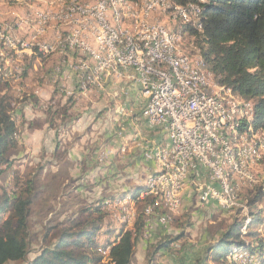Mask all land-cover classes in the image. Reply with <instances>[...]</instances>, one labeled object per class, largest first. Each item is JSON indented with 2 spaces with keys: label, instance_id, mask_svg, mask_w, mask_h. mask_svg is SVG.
<instances>
[{
  "label": "bare ground",
  "instance_id": "1",
  "mask_svg": "<svg viewBox=\"0 0 264 264\" xmlns=\"http://www.w3.org/2000/svg\"><path fill=\"white\" fill-rule=\"evenodd\" d=\"M65 1L70 2L71 0ZM197 1L200 5L204 3V0ZM149 2L152 5L145 4L137 12L138 6L134 7L128 1L108 0V6L112 7H106V13H99V20L108 21L109 15L112 39L114 41L106 40V35H109L108 23L96 21V10L87 9L88 6L70 2L69 6L65 8V12L60 15L58 13L63 10L53 14L49 13L50 15H42L45 20L38 22V29L32 35L33 41H41V37L45 31V24L49 21L64 27L71 26V28H75V23H78L79 25L86 26V28H80V35H87V31L92 34L93 40H91V48H82V56L89 57H80L79 54L68 55L62 49L64 46V38L50 42L49 45L42 47L41 51H39V45H24L21 42L13 43L1 39L5 47L14 51L16 55L17 51L21 55L24 51L29 52L35 49L43 60H47L55 51L61 52L63 57H71L73 60L72 65H78V68H72V71L77 78L81 92L91 90L103 91L105 84H99V81H94L95 78L105 80V73H101V70L97 67L96 59L106 60L107 57L109 65H106V72H110V76L113 74L114 69L132 70L134 73V82L139 86H144V83L158 85L160 84L159 76H165L169 89L171 91H179V79L174 70H170L166 65L149 64V71L132 66L122 67V58L120 55H113V50L126 48L125 37L128 38L129 43H137V40L139 42H146L151 39L153 29L145 28V26L153 25L149 23L151 13L155 10H159L158 12L165 11L166 13L168 10L166 6L169 8L170 3L168 4L165 0H153ZM190 5L189 11L197 18V23L194 28L200 31L201 8H199L198 4ZM90 6H100V0H95ZM133 10H136L134 14ZM173 10H175L177 15H184L187 12L182 7L177 6H174ZM74 12L84 13L74 15V19H70L68 16L74 14ZM128 16H132L131 21L127 20ZM128 23L131 24L132 28H126ZM154 27L159 29L161 43L169 48L171 57L188 60V64L190 65L189 74L193 75L195 79L190 81V88L194 90H189V97L200 98L201 94L208 102L217 101V116L225 117L223 126L224 139L215 141V148H219L220 151L218 156L219 168H212V175L219 176V180H211V187H222L223 202L227 205L223 211H235L242 216V227L239 229L240 245L236 244L231 247L225 257V264H244V261H248V264H264V214L259 222L261 228L255 233L258 249H250V241L247 243L245 240L249 232L251 216L247 198H244V195L247 192L254 193L257 191L260 199L259 204L262 205L261 209L264 211V141L262 140L264 133L259 129H253L251 126L253 117L252 105L249 102L240 100L230 89L220 86L199 55L190 54L188 51L182 52L177 43L178 37L174 36L168 28L157 23L154 24ZM11 32H13L12 28ZM67 47H74V40H67ZM190 48L192 50L194 49L192 42ZM81 71L83 84H80ZM155 99L163 101L164 108H172L174 104V97L171 93H166L165 91H155ZM143 116H147V109H144ZM201 121H207V125H200L199 135H202L203 138H210V136L220 137V130L216 127V119H208V114H201ZM151 128L163 129L167 133L165 124H151ZM167 139L170 145L169 151H173V142L170 138ZM207 154H213V147H200V162H207ZM150 159H153L155 162H160L162 165L161 171L154 177V183L169 175L167 162L162 157V149L154 147L150 153ZM192 169L186 168L182 170L181 179H187ZM241 170H243V173ZM148 187L139 193L135 201L133 197L116 198L109 203L102 204V210H120V222L123 225L131 224L130 210L132 209V204H136L138 201L156 198V191H148ZM198 189L199 191H203V182L198 185ZM155 201L159 206L164 207L167 212L175 214L180 212L175 206L167 205L166 201ZM207 202L213 203L218 208L216 200L205 199L204 203ZM148 211H151V214H153V207L149 208ZM170 217L166 218V220H164L165 218L163 219L164 225L170 222Z\"/></svg>",
  "mask_w": 264,
  "mask_h": 264
},
{
  "label": "rangeland",
  "instance_id": "2",
  "mask_svg": "<svg viewBox=\"0 0 264 264\" xmlns=\"http://www.w3.org/2000/svg\"><path fill=\"white\" fill-rule=\"evenodd\" d=\"M95 0H71L70 2L78 3L80 5L90 6L94 3ZM153 0H136L128 2L138 9L139 12L143 8L147 2ZM169 4L168 10L163 12L159 10H155L151 13L149 23L150 24H161L168 30L173 31V35L178 37V46L182 52H189L190 54L197 55L195 50L190 48L191 39L187 33L184 32V25H190L194 28L197 23V18L194 17L190 9V4L186 6L176 5L171 0H165ZM70 2H66L65 0H0V25H6L12 28L11 36H19L25 35L26 32L29 31L30 34H34L38 29V22L40 21L39 15L45 14H53L58 13L59 15L65 12V8L69 6ZM174 6L182 7L187 12L184 15H177L175 10H173ZM199 8H201L199 6ZM162 12V13H161ZM50 13V14H49ZM21 26V29L19 28ZM14 26V28H13ZM59 26V27H58ZM16 27V28H15ZM18 28V29H17ZM54 28L56 31H62L59 34H55L53 39L50 38V33H54ZM67 29L66 32L63 30ZM127 29L132 28L131 24L128 23ZM15 29V30H14ZM23 29V30H22ZM71 29V26H60V24H54L53 22H47L45 24L44 35L41 37V41L53 42L55 40L63 39L65 33H68ZM171 32V31H170ZM172 33V32H171ZM185 33V34H183ZM59 35V36H58ZM58 36V37H57ZM2 35L0 34V57L3 54L4 60L6 62L12 61V53L14 52L5 48V45L2 41ZM27 53V54H25ZM9 54V55H8ZM16 54V53H15ZM25 54V55H23ZM23 54L19 55L17 51V56H26L21 61L20 65H22L23 76L24 73H31L25 79L20 76V79H17L13 82H16L14 85H9L10 91L15 101L12 100V114L13 121L18 125V134H17V146L10 149L7 154L9 161L11 164L7 166L6 164L0 165V194L2 191H6L8 194L16 192L19 188H23L26 183V180H30L32 177L35 179L36 183V194L33 198L31 205V217H30V230L33 234L32 243L30 246V253L27 256V262L33 260L36 255L42 250L44 246H46V242H43V236L46 233L47 229H50L48 233V237L52 234L57 235L59 231L63 227L69 226L73 221H84L88 217L87 210L88 208L93 209L94 201H96L95 196L91 195L90 192L95 190L103 191L98 199H103L110 197L113 194L112 188L110 192H106L103 189V183L100 184V188L95 187L96 179H89L87 185L91 186L85 190V196L80 194H75L73 190L72 183H70L69 178L67 177V163L64 164V169L62 168L60 173L56 174V176H52L50 174V138H46L43 140L44 145L41 150L28 149L24 147L20 142L21 136L23 134H27L24 132L26 122L21 116L22 109L25 104H23V99L26 95L33 94V92H23L22 91V82L25 83L28 87H35L36 85H44V91L49 93V89L54 88L59 82L57 77L62 75L63 66V58L60 55H53L52 58H48L43 62L42 72L43 77L40 78V67L36 62L37 60L32 56L37 54V51L33 49L32 51H24ZM28 56V57H27ZM30 56V57H29ZM2 58V57H1ZM51 60V61H49ZM55 62L57 64H55ZM11 65V63H8ZM36 66L37 69L32 68L31 66ZM42 65V64H41ZM7 67V66H5ZM22 75V74H21ZM56 76V78L54 77ZM54 80L56 83H52L51 80ZM51 79V80H50ZM62 85V84H61ZM63 86V85H62ZM25 88V87H23ZM21 89V90H20ZM29 90V89H26ZM31 91V90H29ZM35 95V94H34ZM27 97V96H26ZM33 104V101H31ZM35 106H37L35 104ZM32 109H35L32 107ZM47 107L44 109L45 113L47 112ZM21 111V112H20ZM17 113V114H16ZM46 116V115H45ZM48 123H50V119L48 118ZM34 126L30 124V130H33ZM166 133V132H165ZM34 134V133H33ZM167 135V133H166ZM96 143H99V140H96ZM60 148L64 150L68 149V143H64V145L60 142ZM98 153H96L97 155ZM60 157V156H59ZM67 157H61V163L65 161ZM96 158V157H95ZM149 159L148 157H145ZM23 161V162H22ZM46 166L45 172L39 170V167ZM45 169V168H44ZM122 172V171H121ZM124 173V172H123ZM135 175H138L137 173ZM155 175V174H154ZM153 175V176H154ZM150 176V175H149ZM152 176V177H153ZM133 177V175H132ZM143 177H138L137 180L135 178L131 179V186L137 185V183H141ZM112 179V178H111ZM108 185V182H107ZM110 185V184H109ZM130 185V184H129ZM111 186V185H110ZM109 186V187H110ZM114 186V185H113ZM130 186V187H131ZM135 187V186H133ZM132 189V188H131ZM194 189V188H193ZM73 192H70V191ZM197 191V189H194ZM74 193V194H73ZM189 193V197L187 201L182 203L183 212L181 214L167 212L164 207L155 205L152 202L144 206L143 210H148L149 208L154 209L152 216L163 217L164 220L169 218L170 222L163 224L162 228H154L151 233V237H147L145 235V231L143 237L138 240L135 247V254L130 264H202L203 259L207 255V250L210 249L213 245H215L221 235L229 228V226L233 223L236 218L235 211L234 212H225L218 210L217 207L214 206L213 203H204V206H199L195 203L194 195L191 192ZM124 197V196H123ZM129 197V196H128ZM131 197V196H130ZM121 198V197H119ZM249 201L251 198L244 196ZM115 200V199H114ZM110 201V200H108ZM151 201V200H150ZM144 201H138L135 204L133 220L131 224L123 225L120 222V210H110L105 211L102 217V225L100 230L97 232V235L94 237L96 242H99V249L103 248H111L117 240L120 238V235L128 230H134L136 221L138 219V214L140 211L138 208V204L143 203ZM260 203V202H259ZM257 204V202H256ZM155 205V206H154ZM256 207L255 202L252 206ZM90 206V207H89ZM152 206V207H151ZM213 206V207H210ZM262 207V205H259ZM102 208V207H101ZM257 210L249 212L251 214V222L249 224V232L246 237L247 243H249L250 249L254 248L255 245L257 247L258 242L256 232L260 230V225L257 224L255 216L257 215ZM159 212V213H158ZM256 212V213H255ZM264 211L262 210V214L260 215V219H262ZM156 213V214H154ZM255 213V215H253ZM91 214H95L89 217L90 219H95L98 217L96 213L92 212ZM159 214V215H158ZM181 214V216H179ZM146 222H150V215L144 214ZM169 215V217H167ZM119 216V217H118ZM179 216V218L177 217ZM7 215H4L2 219H5ZM177 217V219H175ZM237 219V218H236ZM238 219L242 221V216H238ZM237 219V220H238ZM175 220V221H174ZM174 221V222H173ZM130 225V226H129ZM258 226V227H257ZM164 231V233L159 234ZM250 233L254 235L252 238H249ZM158 234V235H157ZM176 237H180L175 240L172 244H170V250H159L156 251L155 247L160 243L159 241H170ZM256 238V239H255ZM252 239V240H251ZM256 244H255V242ZM48 242V240H47ZM238 244V243H237ZM251 244V245H250ZM235 245V244H234ZM233 247V245L231 246ZM230 247V248H231ZM254 250V249H253ZM100 254V253H99ZM101 262L104 264L109 263V259L107 257H103L101 254ZM210 257V254H208ZM206 262L204 261V264ZM209 263V262H208ZM10 264H24V263H10Z\"/></svg>",
  "mask_w": 264,
  "mask_h": 264
},
{
  "label": "trees",
  "instance_id": "3",
  "mask_svg": "<svg viewBox=\"0 0 264 264\" xmlns=\"http://www.w3.org/2000/svg\"><path fill=\"white\" fill-rule=\"evenodd\" d=\"M171 1L179 6L198 4L201 7L200 31L190 25H184V32L193 41L195 52L205 63L216 82L230 89L240 100L251 103L253 109L251 126L264 133V0H204L205 4L201 5L197 0ZM1 57L4 56L1 55ZM33 57L40 58V54H35ZM0 64L3 75L9 76L10 74H4L1 58ZM5 76H0V165L9 166L11 161L7 152L17 146L18 126L12 118L14 112L11 102L16 99L11 94ZM51 113V111L46 113L50 119V125L53 117L55 118L53 115L57 114L54 112L51 115ZM34 179L32 177L26 180V185L14 193L8 194L2 191L0 194V264L21 262L24 264H104L101 262L100 254L109 259L108 264L131 263L136 243L143 237L145 231L146 217L142 210L153 199L151 201L146 199L138 204L137 209L140 214H138L134 230L122 233L117 242L108 248L107 253L104 254L106 248L99 249L98 252L100 245L94 240L101 228L102 217L105 216V213L95 204L93 209H85L88 217L84 221H73L69 226L63 227L57 235L52 234L49 237L50 229H47L42 238L46 246L33 260L27 262L33 239L30 217L32 201L37 191ZM146 189L143 187L141 191ZM141 191L132 197L136 199ZM250 193L247 192L244 196L248 195L251 198L250 201L247 199V203L251 211L257 210L255 222L259 224V217L262 214L259 195L257 191ZM109 202L111 201L102 204ZM254 202L256 207L252 206ZM153 203L159 209V204L156 201ZM92 212L98 217L89 220L90 216L95 215L91 214ZM4 215L7 217L2 219ZM235 215L238 219L239 214L235 213ZM236 218L221 235L219 241L207 250L202 264L204 261L205 264H225V257L230 247L237 243L240 245L239 229L242 227V221ZM161 233L164 231L159 234ZM253 235L250 233L249 238ZM179 238L159 241L160 243L155 247L156 251L170 250V244Z\"/></svg>",
  "mask_w": 264,
  "mask_h": 264
},
{
  "label": "crops",
  "instance_id": "4",
  "mask_svg": "<svg viewBox=\"0 0 264 264\" xmlns=\"http://www.w3.org/2000/svg\"><path fill=\"white\" fill-rule=\"evenodd\" d=\"M49 33L50 38L53 39L54 33ZM53 55L55 57L60 55L63 58L64 68L61 70L62 75L57 77L59 83L54 88L51 87L49 93L44 91L43 84L32 88L22 82V91L33 94L26 95L27 97L25 96L22 101L25 105L21 116L26 122L24 132L27 134L21 136L20 143L28 149L41 150L44 145L43 140L50 138V142H47L50 143L51 149L50 174L56 176L67 163V177L72 183L75 194L85 196V190L91 187L87 185L89 179L97 180L95 187L98 189L103 183V189L108 193L114 188L113 194L103 199H98L104 194L102 189L90 192L96 198L93 204L99 206L100 211L105 212L101 208L103 202L113 201L122 196L132 197L143 187L147 188L154 183V177L161 171L162 165L153 159H146L147 151L152 147L165 148V151H169L170 145L163 129L150 128L142 119L146 99L142 97L139 85L134 82L132 70L114 69L103 91L81 92L72 71V58L63 57L59 51L52 53L49 58ZM1 60L4 74H10L5 76L10 86L16 84L13 81L20 79V76L25 79L31 73L30 71L28 74L24 73V76L23 73L18 76V69H12L6 60L3 58ZM37 63L39 64L38 60L36 65ZM38 67L41 74L43 62H40ZM32 68L37 69L33 65L30 70ZM42 77L43 74L40 75V78ZM51 82L55 83L53 78ZM46 107L47 112H52L51 115L57 113L53 115L55 118L53 117L51 125L44 114ZM30 124L34 126L33 130L29 129ZM96 140H99V143H96ZM60 142L62 145L68 143V149L60 148ZM64 156L67 158L61 163V157ZM39 170L47 171L46 166H40ZM136 173L138 175H135ZM143 175L141 183L131 186V179L137 180ZM193 175H199V168L190 170L187 179ZM201 183V181H193V188L199 191L198 185ZM188 197L187 192L183 202L187 201ZM182 212L183 206L181 214ZM107 250L108 248L105 249L104 254Z\"/></svg>",
  "mask_w": 264,
  "mask_h": 264
},
{
  "label": "built area",
  "instance_id": "5",
  "mask_svg": "<svg viewBox=\"0 0 264 264\" xmlns=\"http://www.w3.org/2000/svg\"><path fill=\"white\" fill-rule=\"evenodd\" d=\"M146 5L152 4L147 2ZM106 7L112 6H108V0H100V6H88L87 9L96 10V21L108 23L109 35H106V40L114 41L112 39L109 15L108 21L99 20V13H106ZM166 9H168L167 6ZM135 11L133 10V14ZM82 13L84 12H74L68 17L74 19V15ZM43 20H45L44 16H40V21ZM127 20L131 21L132 16H128ZM19 28L21 29L20 25ZM80 28H86V26L75 23V28H71L67 31L68 33L63 34L64 46L62 49L68 55L79 54L80 57H89L82 56V48H91L92 34L87 31V35H80ZM145 28L153 29L151 39L146 42L137 40V43H129L128 38L125 37L126 48L113 50V55H120L122 67L132 66L149 71V64L166 65L170 70H174L179 79V91H171L169 89L165 76H159L160 84L158 85L144 83V86H139L142 97L146 99L144 109H147V116H141L142 119L150 128L151 124H165L167 127L166 136L173 142V151H165V148H162V157L167 162L169 175L148 187V191H156V198H153L154 202L155 200L166 201L167 205L175 206L179 211L182 210L183 198L187 192H191L194 195L195 203L199 206H204L205 199L216 200L218 210L222 211L227 206L223 202L222 187H211V180H219V176L212 175V168H219L218 156L220 151L219 148H215V141L224 139L223 126L225 117L217 116V101L208 102L201 94L200 98L189 97V90H194L190 88V81L195 79L193 75L189 74L190 65L188 60L171 57L169 48L161 43L159 29L155 28L154 24L145 26ZM66 30L63 31L66 32ZM170 31L173 34V31ZM60 32L62 31H56V28H54L53 38L55 34ZM0 34L4 41L21 42L24 45H39V51L51 42L44 40L33 41L32 34L29 31L25 35L11 36V28L6 25H0ZM67 40H74V47H67ZM10 53H12V61H8V63L12 64V69H18V76H20L21 72H23L20 63L26 56H17L15 52ZM35 59L41 61V58ZM96 64L101 73H105V80L95 78L94 81H99V84H105L110 78V72H106V65H109L108 57L106 60L96 59ZM72 68H78V65L74 64ZM0 76H5L3 75L1 64ZM80 84H83L82 71ZM155 91L171 93L174 97L172 108H164L163 101L155 99ZM201 114H208V119H216V127L220 130V137L210 136V138H203L202 135H199L200 125H207V121H201ZM262 140L264 141V136H262ZM200 147H213V154H207V162H200ZM152 151L153 147L147 151L146 157L150 158ZM186 168H199V175H193L189 179H181V171ZM241 172L243 173V170ZM193 181L203 182V191H195L193 189ZM241 207L243 208V206ZM136 212L134 211V204H132L130 222L131 217ZM142 213L150 215V222H145V235L150 237L154 227H163V217L152 216L151 211L148 210H142ZM244 264H248V261H244Z\"/></svg>",
  "mask_w": 264,
  "mask_h": 264
}]
</instances>
